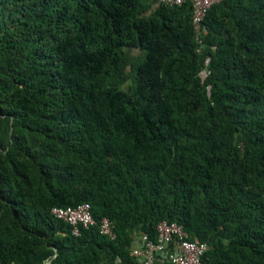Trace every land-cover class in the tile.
Listing matches in <instances>:
<instances>
[{
	"label": "trees",
	"instance_id": "16d2710c",
	"mask_svg": "<svg viewBox=\"0 0 264 264\" xmlns=\"http://www.w3.org/2000/svg\"><path fill=\"white\" fill-rule=\"evenodd\" d=\"M203 24L198 52L188 2L0 0L1 264H133L161 220L205 264H264V0ZM83 202L74 235L51 208Z\"/></svg>",
	"mask_w": 264,
	"mask_h": 264
},
{
	"label": "built area",
	"instance_id": "2783aa9c",
	"mask_svg": "<svg viewBox=\"0 0 264 264\" xmlns=\"http://www.w3.org/2000/svg\"><path fill=\"white\" fill-rule=\"evenodd\" d=\"M166 6H180L190 3L192 6V24L195 33L197 51L203 47L202 35L206 29L203 24L209 9L220 0H160ZM210 56L204 59V66L198 76L202 81L208 74L207 66ZM210 85L207 86V92ZM51 213L58 219L71 226V232L79 235L80 229H87L96 224L91 212V205L83 202L75 206L52 207ZM100 234L114 239L116 233L114 223L108 217H103L98 223ZM136 247L131 254L136 264H205L203 257L207 251V244L199 240H191L183 226L175 221L161 220L156 224V238L152 239L148 233L141 232L136 236ZM1 264V262H0Z\"/></svg>",
	"mask_w": 264,
	"mask_h": 264
},
{
	"label": "rangeland",
	"instance_id": "374dc122",
	"mask_svg": "<svg viewBox=\"0 0 264 264\" xmlns=\"http://www.w3.org/2000/svg\"><path fill=\"white\" fill-rule=\"evenodd\" d=\"M124 52H125V55L127 56L128 60H129V63L138 61L142 57V53L139 49L125 48ZM126 72L129 75V78L124 83L121 84V88L124 90H130V88L133 85V81L131 78L130 65H128Z\"/></svg>",
	"mask_w": 264,
	"mask_h": 264
},
{
	"label": "crops",
	"instance_id": "0c3cea01",
	"mask_svg": "<svg viewBox=\"0 0 264 264\" xmlns=\"http://www.w3.org/2000/svg\"><path fill=\"white\" fill-rule=\"evenodd\" d=\"M136 244H137V242H136V237H135V239H134V241H133V243H132V246H131V249H130V255L131 256H133L132 254H131V252H132V249L134 248V247H136ZM134 257V256H133ZM135 258V257H134ZM107 264H126L121 258H119V257H117V258H115V259H112V260H108L107 261ZM133 264H136V259H135V263H133ZM157 264H160V263H157Z\"/></svg>",
	"mask_w": 264,
	"mask_h": 264
}]
</instances>
